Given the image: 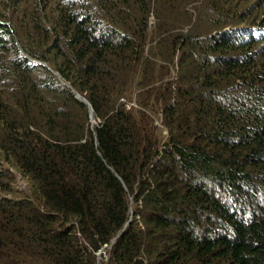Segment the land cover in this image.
I'll use <instances>...</instances> for the list:
<instances>
[{
	"label": "trees",
	"instance_id": "1",
	"mask_svg": "<svg viewBox=\"0 0 264 264\" xmlns=\"http://www.w3.org/2000/svg\"><path fill=\"white\" fill-rule=\"evenodd\" d=\"M13 2L0 264H264V0Z\"/></svg>",
	"mask_w": 264,
	"mask_h": 264
},
{
	"label": "rangeland",
	"instance_id": "2",
	"mask_svg": "<svg viewBox=\"0 0 264 264\" xmlns=\"http://www.w3.org/2000/svg\"><path fill=\"white\" fill-rule=\"evenodd\" d=\"M13 3H14L13 0H0V18L3 19V21L11 22L15 26L16 18L14 15L12 16V11H13L12 6H14ZM11 16H12V18H11ZM151 21H153L152 18H151ZM90 121H91V126L93 127L98 122V119L93 118ZM3 166L6 168L8 167V165H6V164H3ZM12 170H14V169H12ZM15 174L17 176L16 187L20 191L27 188L26 180L23 179L18 172L15 171ZM101 256L102 257L105 256V251L103 252V254H101Z\"/></svg>",
	"mask_w": 264,
	"mask_h": 264
},
{
	"label": "water",
	"instance_id": "3",
	"mask_svg": "<svg viewBox=\"0 0 264 264\" xmlns=\"http://www.w3.org/2000/svg\"><path fill=\"white\" fill-rule=\"evenodd\" d=\"M38 63H41V64L47 66V64H46L45 62L38 61ZM53 73L56 74L57 77L60 78L59 74H58L56 71H53ZM62 82L64 83V81H62ZM74 93H75V97H76L79 101H82V102H84V103L87 105V108H88V111H89V118H90V120H92V119L94 118V116H93V111H92V107H91L90 103H89L84 97L80 96L77 92H74ZM131 214H132V212H131ZM129 222H130V218H129L128 222L125 224L124 228L127 226V224H128ZM114 239H115V238H114ZM114 239H112L111 242H113ZM109 246H110V245H105V246H103V247L101 248V250L97 253V255H98V259H99L100 255L103 254L105 248H107V247H109Z\"/></svg>",
	"mask_w": 264,
	"mask_h": 264
},
{
	"label": "clouds",
	"instance_id": "4",
	"mask_svg": "<svg viewBox=\"0 0 264 264\" xmlns=\"http://www.w3.org/2000/svg\"><path fill=\"white\" fill-rule=\"evenodd\" d=\"M22 52H23V51H22ZM23 56H24V57H28L29 60H30L31 62H37V63H38V61H40V60H37V59H34V58L29 57L26 53H24ZM42 62H43V61H42ZM45 63H46V62H45ZM39 64H41V63H39ZM46 64H47V63H46Z\"/></svg>",
	"mask_w": 264,
	"mask_h": 264
},
{
	"label": "built area",
	"instance_id": "5",
	"mask_svg": "<svg viewBox=\"0 0 264 264\" xmlns=\"http://www.w3.org/2000/svg\"><path fill=\"white\" fill-rule=\"evenodd\" d=\"M127 107H128V105H127Z\"/></svg>",
	"mask_w": 264,
	"mask_h": 264
}]
</instances>
